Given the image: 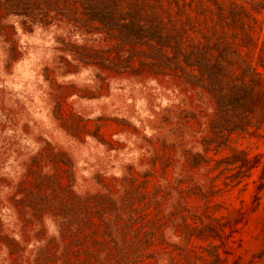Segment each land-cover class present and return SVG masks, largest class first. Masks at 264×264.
<instances>
[{"label":"rangeland","instance_id":"1","mask_svg":"<svg viewBox=\"0 0 264 264\" xmlns=\"http://www.w3.org/2000/svg\"><path fill=\"white\" fill-rule=\"evenodd\" d=\"M0 264H264V0H0Z\"/></svg>","mask_w":264,"mask_h":264}]
</instances>
